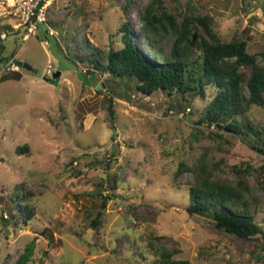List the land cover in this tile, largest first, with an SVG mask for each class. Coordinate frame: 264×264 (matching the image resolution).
Here are the masks:
<instances>
[{
    "label": "rangeland",
    "instance_id": "obj_1",
    "mask_svg": "<svg viewBox=\"0 0 264 264\" xmlns=\"http://www.w3.org/2000/svg\"><path fill=\"white\" fill-rule=\"evenodd\" d=\"M54 1L49 10L54 36L44 26L37 36L25 37L23 30L15 36L13 29L2 30L14 21L0 19V51L14 53L0 64V264H11L30 242V264H158L145 252L149 241L189 264H264L260 236L240 238L216 229L210 215H188L194 178L181 171L182 163L191 166L201 154L228 166L250 163L258 172L247 177V200L264 230V154L251 148L254 134L244 138L221 130L223 143L193 122L206 99L161 90L145 95L134 82L85 62L106 63L82 45L84 38L104 52L119 49L124 23L147 52L135 9L147 0H134L127 12L126 0ZM164 3L183 13L191 4L195 14L213 19L224 42L247 40V52L264 67V0ZM198 32L207 38L203 27ZM173 42L162 43L165 55ZM200 53L195 49L190 62ZM15 60L27 67L18 68ZM241 71L250 74L248 66ZM205 93L213 95L214 88ZM104 98L114 100L113 119ZM247 119L253 130L260 129L263 146L264 109L254 106ZM24 145L28 153H16ZM217 178L236 180L225 166ZM100 194L110 200L95 229ZM17 203L33 209L26 223Z\"/></svg>",
    "mask_w": 264,
    "mask_h": 264
},
{
    "label": "trees",
    "instance_id": "obj_2",
    "mask_svg": "<svg viewBox=\"0 0 264 264\" xmlns=\"http://www.w3.org/2000/svg\"><path fill=\"white\" fill-rule=\"evenodd\" d=\"M133 4L134 0H126L124 11L127 12ZM135 9L139 11L136 17L137 33L146 40L150 49L142 52L137 47L132 30L124 23L120 27L123 46L119 49L111 47L104 52L84 38L82 45L106 63L88 58L85 62L113 78L124 79L126 83L134 82L135 89L145 95L161 90L179 93L182 99L187 96L206 99L205 105L198 112L197 120L193 121L196 125L205 126L211 137L218 138L223 143L227 141L223 139L221 130L244 138L254 134L256 138L251 148L264 154L261 131L253 130L247 119L254 106L264 109V67L259 64L255 55L247 52V40L235 37L224 42L213 29V19L208 15L195 14L191 4L184 13L176 8L167 9L164 0H147ZM180 17L182 21L177 23V18ZM199 26L204 28L207 38L199 36ZM7 29L11 31L12 28L2 26L3 31ZM170 40L174 42L170 52L165 55L161 45ZM194 48L200 49L201 53L190 62V57L195 53ZM13 55L11 53L6 56L0 51V64L12 59ZM244 66L250 68L249 75L241 71ZM87 73L93 75L92 70ZM15 78L19 79L18 73H15ZM207 87L214 88L213 95L205 93ZM103 102L113 119V98H104ZM28 151L26 145L16 149L18 154H27ZM224 166L235 174L236 180L217 178V172ZM181 171L192 172L194 178L188 186V215H210L216 229L240 238L252 240L260 236L264 247V230L255 222L247 200V196L251 194L247 177L258 172L257 168L248 162L230 166L224 160L209 162L207 155L201 154L191 166L182 163ZM100 198V209L92 221L95 229L100 226L103 212L110 200L102 194ZM16 206L23 208L19 215L23 223L34 216L33 209L28 205L17 203ZM33 249L34 242L28 243L11 264H30ZM144 249L156 257L158 264H189L186 260L174 259V251L157 248L152 241Z\"/></svg>",
    "mask_w": 264,
    "mask_h": 264
},
{
    "label": "built area",
    "instance_id": "obj_3",
    "mask_svg": "<svg viewBox=\"0 0 264 264\" xmlns=\"http://www.w3.org/2000/svg\"><path fill=\"white\" fill-rule=\"evenodd\" d=\"M54 0H0V19L13 20L14 33L23 30L24 36H37L40 26L45 33L54 36L49 20V10ZM6 38V33L1 34ZM47 43V42H46ZM50 70V69H48Z\"/></svg>",
    "mask_w": 264,
    "mask_h": 264
},
{
    "label": "water",
    "instance_id": "obj_4",
    "mask_svg": "<svg viewBox=\"0 0 264 264\" xmlns=\"http://www.w3.org/2000/svg\"><path fill=\"white\" fill-rule=\"evenodd\" d=\"M13 64L16 65L18 68H21V67H27L26 64H23L21 63L20 61H13ZM59 73L56 74V76H58Z\"/></svg>",
    "mask_w": 264,
    "mask_h": 264
}]
</instances>
